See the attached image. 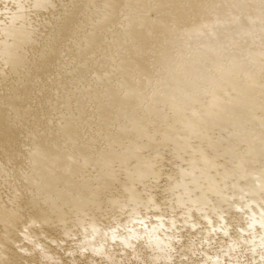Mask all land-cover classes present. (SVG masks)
<instances>
[{
	"label": "bare ground",
	"instance_id": "bare-ground-1",
	"mask_svg": "<svg viewBox=\"0 0 264 264\" xmlns=\"http://www.w3.org/2000/svg\"><path fill=\"white\" fill-rule=\"evenodd\" d=\"M78 1L0 0V144L21 142L14 152L7 150L8 153L5 151L6 155L0 158V264H17L23 260L21 255L27 248L23 252L25 246L20 245L23 238L29 237L31 225L43 222L46 225L54 218L66 223L67 217L71 219L68 216L70 212L87 214L88 208L92 210L94 206L103 204L102 200L99 201L101 194L109 190L111 204H121V207L128 201L135 204L130 208V219L111 223L102 230L93 217L83 227L85 235L79 241V248L100 255L107 262H115L123 253L130 251L135 255L146 252L151 263L173 261L179 246L176 240L181 236L176 233L179 229L175 224L176 216L169 217V222H166L162 215L154 214L159 217L158 221L146 224L144 220L149 215L143 214L137 206L142 202L147 211L150 207L162 205L155 201L156 195L152 192L148 200L143 201L142 192L147 190L145 185L150 178L160 179L157 158L165 145L170 147L174 156L186 161L185 165H180L173 179L172 174H168V179H172L170 184H164L175 195L169 194L173 197L169 198L171 208L185 207L181 212L184 228L192 229L195 224L203 222L200 220L203 217L205 221L211 220L212 212L221 219L226 217L223 213L232 214L236 220L238 217V223H233V232L228 222L223 225L210 223L212 229L216 226L221 231L220 236L216 237L218 234L214 232L210 237L219 243L220 250H214L213 254L203 250L207 258L212 259L211 264H222L225 254L231 257V264H264V0H87L83 7ZM80 13L84 16L79 17ZM113 25L117 27L111 34L112 41L106 42L98 31L113 30ZM79 29L80 37L71 42L76 46L77 54L73 52L76 56L69 57H74L69 62L67 58L59 60L60 51ZM122 34L126 36L124 39ZM104 47H108L113 55L121 56L118 62L112 61L115 57L112 58L110 53L105 62L101 56V64L104 63L95 79L85 81L84 88L76 90L72 86V89L73 80L83 78L92 65L91 60ZM171 57L173 61L166 63V59ZM78 58V63H82L81 59L88 61L82 67H76ZM153 61L160 72L172 70L174 75L168 79L167 89L151 94L148 76ZM56 67H62L70 75L58 74ZM118 74L124 75L125 79L115 93V99H111L115 105L108 106V102L102 103L101 93L114 87ZM139 79L141 84L136 83ZM51 84L59 85L56 89L62 88L60 91L72 98L89 96L90 102L96 105L90 109L99 105L95 112L99 113L100 119L97 125L101 130L106 127L105 136L101 135V130L98 131L99 136L95 129L98 136L95 133L93 139L89 136L91 141L84 137L86 132L79 134L81 124L84 121L88 123L87 120L92 122L91 112L95 111L81 109L83 103L82 106L76 105L84 98L81 101L76 99L77 102L73 98L71 100L76 104L70 105V97L66 99V95L63 98L60 92L57 96L55 92L53 96H49L50 93L41 96L35 92L36 85L45 92L43 88ZM91 86L100 92L90 96L85 89ZM156 97H160L162 104L156 101ZM37 102L44 103L45 110L46 106L49 109L56 107H52L54 111L65 110L64 113L60 111L63 115L57 112L62 116L59 115L61 121L58 120L57 125L54 122L55 129L49 126L52 119L50 122L47 120L50 124L45 122L50 115L46 118L42 108L45 119L41 115L39 118L35 109ZM127 104H131V112L127 110L125 119L114 123V114L124 112ZM76 106L79 109L74 108V111ZM169 108L171 111L162 113L167 117L162 118L155 130H150L147 123L139 124L150 120L152 113L160 114ZM19 113L26 115L23 117L25 121L27 114L34 115L33 119L35 115L38 119L42 117L45 126L39 120H35V124L29 119L31 116L28 119L31 124L44 128L48 124L47 129L50 130L30 133L28 125L17 122L19 118L15 115L22 116ZM97 125L95 123V128ZM88 127L86 129L90 130ZM127 129L130 133L127 134L129 142L123 144L125 147L116 149L110 142L102 147L99 141L95 145L97 138L105 141L113 137L117 143L122 142ZM21 134L29 135V147L26 146L28 152L24 158L16 161L18 171L6 164L23 151L21 148L25 147L26 141L25 144L22 142L25 137L21 138ZM81 136L86 140H81ZM139 138H143L144 147H141L143 142H139ZM149 146L153 154L146 156L143 149ZM13 161L11 168H15ZM115 161H119L117 167L125 175L121 180L116 176L119 170L113 168ZM88 166L96 167L95 173L85 174ZM112 170L115 174L111 173ZM78 172L84 173L80 174L81 177L85 176L76 177ZM136 182L137 185L141 182L144 188L138 189ZM4 189H8L7 192ZM24 189L26 193H22ZM98 208L95 209L98 211ZM194 210L198 215L204 210L200 214L203 217L195 216ZM77 218L76 222L85 220L82 216ZM81 221L77 223L80 226L84 222ZM211 225L207 228V236L213 231ZM65 232L69 234L68 229ZM32 233L34 235L35 231ZM45 255L43 257L50 258L51 263L60 261L49 253ZM147 263L144 260L143 264Z\"/></svg>",
	"mask_w": 264,
	"mask_h": 264
},
{
	"label": "rangeland",
	"instance_id": "rangeland-1",
	"mask_svg": "<svg viewBox=\"0 0 264 264\" xmlns=\"http://www.w3.org/2000/svg\"><path fill=\"white\" fill-rule=\"evenodd\" d=\"M86 1L87 0H79L78 2H79V4L81 5V7H83V6H86ZM155 11V9H153V11L152 12H154ZM84 16V14H82V13H80V15H79V17H83ZM122 20H125L124 19V17L122 18ZM117 25V24H116ZM114 26L113 25V30L111 29V30H105V29H102V31L100 30V31H98V33H99V35L102 37H104L105 38V40H106V42L108 41H110V37H111V34H112V32L116 29V27L118 26L119 27V25H117V26ZM89 27V24L88 25H86V27H85V29H87ZM81 29H79L78 30V34H73L72 35V40L71 39H68L69 41H67L68 43L66 44V46L64 45V47L62 48V49H64V50H61L60 51V54H61V56L60 55H58V57H59V60H64L65 58H67V62H69V61H72V59H74V57L76 56V55H74V54H77V50H76V46L74 45H72L71 44V42L72 41H74L75 39L74 38H79L80 36V33H81V31H80ZM103 30H104V32H103ZM111 31V32H110ZM114 33V32H113ZM209 33V32H208ZM210 34V33H209ZM126 36L124 35V34H122V38L124 39ZM190 37L188 36V39H189ZM74 39V40H73ZM112 41V40H111ZM110 41V42H111ZM69 42H70V44H69ZM88 46V45H87ZM90 48L91 47H89L88 49H89V51H90ZM105 48V49H104ZM103 49H101L99 52H98V54L91 60V62H92V65L86 70V72H85V75L83 74V78H80V79H78L77 78V80L78 81H76V79L75 80H73V82H72V85H71V88H72V86H74L73 88H77L76 90H78V87L80 88V87H82V88H84L85 87V85H83L84 83L86 84L87 82H85V81H88L89 82V80H94L95 79V75L97 74V72L102 68V64L105 62V58H107V55H110V54H112L111 56H112V58L113 57H115V58H113L112 59V61L113 62H115V63H117L118 62V60H119V58L121 57L119 54H114L113 55V53L111 52V51H108V47H104ZM88 49H87V51H88ZM68 51V52H67ZM76 53H75V52ZM86 51V52H87ZM73 52H74V54H73ZM85 52V53H86ZM88 53V52H87ZM86 53V54H87ZM101 53V54H100ZM110 53V54H109ZM67 54V55H66ZM70 54H71V56H70ZM65 55V56H64ZM178 55V54H177ZM72 56H74L71 60L69 59V57H72ZM101 56H103V58L101 57ZM264 56V55H263ZM100 57L102 58V60H104V62L101 64V59H100ZM64 58V59H63ZM83 58H85V57H83ZM118 58V59H117ZM174 58V57H173ZM80 60V58H78L77 60H76V62H75V66L77 67V65H79V66H83V65H85L86 64V61H88V60H83V59H81V62L82 63H78L77 61H79ZM66 61V60H65ZM173 61V59H172V57L170 58V59H166V63L167 62H172ZM78 63V64H77ZM153 64H150V68H149V76H148V78L150 79L149 81L151 82L150 84H151V87H149L150 88V93L151 92H158V93H161L163 90H165V88L167 87V81H168V79L170 78V77H172L173 75H174V72H172V70L171 71H169V70H162V72H160L159 70H158V68H157V66H155V62L153 61L152 62ZM154 65V66H153ZM156 67V68H155ZM60 69H58L57 67L55 68L56 69V72L59 74V73H63L64 74V76L66 77V76H69L70 75V72L69 71H66V70H63L62 69V67H59ZM155 68V69H154ZM58 69V70H57ZM97 69V70H96ZM157 69V70H156ZM63 70V71H62ZM55 71V70H54ZM61 71V72H60ZM56 72H54V73H56ZM172 72V73H171ZM181 72H183V70L181 71ZM56 73V74H57ZM63 74H62V76H63ZM146 75H147V73H146ZM85 76V77H84ZM119 76H120V78H119ZM141 76V75H140ZM139 75H137V77H139V78H141ZM143 76V75H142ZM87 77V78H86ZM144 77H147V76H144ZM143 77V80L145 81L146 80V82L148 81L147 80V78H144ZM85 79H87V80H85ZM118 79H119V81H118ZM124 79H125V77H124V75H122V74H118V75H116V78L114 79V87L112 88V89H110V90H108L107 92H105L104 91V93H101V97H102V103H103V101H104V103L106 102H108L107 104H108V106L111 104V105H115V101H112V100H114L115 99V93L121 88V86L123 85V83L122 82H124ZM137 79V78H136ZM84 80V81H83ZM75 81V82H74ZM137 81V80H136ZM142 82V81H141ZM75 83H77V87H76V84ZM136 83H138V84H141L140 83V79L136 82ZM155 83V84H154ZM81 84V86H79ZM39 87V88H38ZM54 87H55V89H54ZM60 86L58 85H46V87H44L43 89V91H45V92H41L42 91V87H40V86H35V88H36V90H35V92L36 93H38L39 92V94L42 96L43 95V93H44V96H47L46 94L48 93H50L49 94V96L51 95V96H53L54 95V92H55V95L57 96V92H60L61 94H62V96H63V98L67 95L66 93H62L63 91H60L62 88H60V90L58 91L56 88H59ZM50 89V90H48V89ZM72 88V89H73ZM95 89V91H93V90H90V89ZM91 88L89 89V87H87V89H89V90H87V89H85L87 92L89 91L90 92V96H92L91 94H95L96 92H100L97 88H95V86L93 87V86H91ZM81 89V88H80ZM167 89V88H166ZM41 90V91H40ZM75 90V89H74ZM162 90V91H161ZM94 93H93V92ZM86 92V95L88 94ZM59 94V93H58ZM60 94V95H61ZM65 94V95H64ZM151 94H153V93H151ZM59 96V95H58ZM85 96V95H84ZM104 96V97H103ZM70 97V98H69ZM78 96H76V98L75 97H73L72 98V96H68L67 95V97H65L66 99L67 98H69L70 100L71 99H73V100H80L81 101V99H83L84 97L83 96H81L79 99L77 98ZM89 96H86L85 98L88 100V102H89V104H88V102H87V100L85 99H83V102L81 101V103H75V102H73V100H71L70 101V105H71V103L72 104H76L77 106H78V104H79V106L83 103L84 105L82 106L83 108H81V109H84V110H87V109H89L90 110V112L93 110V109H95V111H93V112H91V116H90V118L91 119H93V121L92 122H90L89 123V120H87L88 121V123L86 122L85 123V121L81 124V126L79 127L80 128V130H79V134H82L83 133V131L84 132H86V133H83V134H85V136L84 135H82V136H84V137H86L87 139L89 138V136H91L92 137V139H93V137H94V135L95 136H98V134H99V136H100V132H98L99 130H101V127H100V125H97V120H98V118H99V116H97V115H99V113H95V112H97L96 111V108H100L99 107V105H97L98 107H96V108H91L90 109V107H94V106H96V105H94V104H92L91 102H90V99L88 98ZM58 98V97H57ZM61 98V97H60ZM59 98V99H60ZM110 100V101H108V99ZM114 98V99H113ZM58 99V100H59ZM68 99V100H69ZM112 99V100H111ZM159 99H160V97H156V101L159 103V104H162L161 102H159ZM57 100V101H58ZM62 100V99H61ZM77 100H76V102H77ZM85 101V102H84ZM112 101V102H111ZM57 103V102H56ZM86 103V104H85ZM101 103V104H102ZM38 102L36 103V105H37V108L35 107V109L37 110V115H39V118H40V115L42 116L43 115V113H44V115H45V113H46V115H45V117L48 115L49 117H48V119H45V117L44 116H42L45 120H43V121H45V122H47L48 123V121L50 122V120L52 119V121H51V124L50 123H48V124H50L49 126L51 127V129H52V126H53V129H55V127H56V125H57V121L58 120H60L61 118H59V115L60 114H62V113H60V111H63V109L61 108L60 109V111H57V109L54 111L53 109H52V107L53 106H51V109H49L50 107L49 106H46V110L44 109V107H43V105H44V103H40L39 104V106H38ZM43 104V105H42ZM89 106H88V105ZM106 104V105H107ZM35 105V106H36ZM54 105V104H53ZM91 105V106H90ZM105 105V106H106ZM110 105V106H111ZM45 106V105H44ZM73 106H75V105H73ZM77 106L76 107H73V109L74 108H76V110H78L79 109V107L77 108ZM103 106V105H102ZM101 106V107H102ZM49 107V108H48ZM127 109L124 111V112H121V113H119V114H114V123H117V122H119V119H121V120H124L125 119V117H126V114L128 113V111L129 112H131V108L130 107H132L131 106V104H127ZM43 110H45V111H43ZM48 108V109H47ZM53 108H56V107H53ZM57 108H59V107H57ZM87 108V109H86ZM35 109H34V111H35ZM43 111V113L41 112V110ZM103 109V108H102ZM171 109L172 108H169V109H164L160 114L159 113H155L154 115H153V113H152V120L150 119V120H148V121H143V122H139V124L140 125H144L145 123H147L148 125H149V129L150 130H153L154 128H156V126H159L160 124H161V122H162V118H163V120H164V118L165 117H167V115L166 114H162V113H167L168 111L170 112L171 111ZM39 110H40V113H39ZM51 110V111H50ZM75 109H74V111H76ZM89 110H87V111H89ZM128 110V111H127ZM168 110V111H167ZM47 111H49V112H47ZM65 111V110H64ZM64 111H63V113H64ZM165 111V112H164ZM36 112V111H35ZM57 112H59L60 114H58ZM98 112H100V110H98ZM42 113V114H41ZM51 113V114H50ZM19 114H21V113H19ZM56 114H58V116L56 115ZM22 115V114H21ZM25 114H23L22 116H18V114L17 115H15V116H17L19 119H18V121H17V119H15L16 117H14L13 116V118H14V120H16L17 122H22L23 124H26V125H28V130L30 131V133H39V132H41V133H43L44 131L43 130H45V129H47V126H48V124H46L47 126L44 128V126H45V123L44 122H42V117H41V119H38V117H37V115H35L36 117H37V119H33V117H34V115L33 116H31L30 114H27V121H25L26 120V118H23V117H26V115L24 116ZM63 115V114H62ZM62 115H60V116H62ZM93 115H96V117L95 116H93ZM164 115H166V116H164ZM28 116H31V118H29ZM51 116L53 117V118H51ZM162 116H164V117H162ZM58 117V118H57ZM93 117V118H92ZM94 117H95V119H94ZM31 120V121H33L34 120V122H35V120H36V122L39 120L44 126H39V125H34L33 123L31 124V121L29 120V119ZM47 118V117H46ZM55 118V119H54ZM154 119V120H153ZM19 120H21V121H19ZM48 120V121H47ZM100 120V119H99ZM98 120V121H99ZM116 120V121H115ZM61 121V120H60ZM91 121V120H90ZM28 122V123H27ZM35 122V124H37ZM56 123V125H55V123ZM30 123V124H29ZM39 123V122H38ZM84 123H85V125L88 127L89 126V124H90V127H88V129L90 128V130H87L86 128V126L84 125ZM95 123H96V125H97V128H95ZM19 124V123H18ZM92 125H94V127L92 126ZM55 126V127H54ZM84 128H83V127ZM30 127V128H29ZM40 127H42V129L40 128ZM83 129H82V128ZM35 128V129H34ZM49 128V127H48ZM98 128H100V129H98ZM106 128V127H105ZM105 128L104 127H102V129H104V130H101V135H103L104 134V136H105V133H104V131L106 132V130H105ZM40 129H41V131H40ZM85 129V130H84ZM93 129H95V131L96 132H98V134L93 130ZM96 129H98V130H96ZM133 129V130H132ZM132 129H130L132 132L131 133H133V131H134V128H132ZM33 130H35V131H33ZM47 130H50V129H47ZM92 130H93V132H92ZM130 130H128L127 129V132H126V134L124 133V135L122 136V138H121V141L122 142H118L117 143V141L116 140H114L113 139V137H111L112 138V141L113 142H111V138L110 137H108V138H106L105 139V141H104V139H102V141H100L101 139H96L97 141V144H96V142H95V145H98L99 143L102 145V147L103 146H107L108 145V143L112 146V147H115L116 149H120V148H123V147H125L124 145L125 144H127L128 142H129V138H128V135H129V133H130ZM155 130V129H154ZM90 131V132H89ZM45 132H47L46 130H45ZM82 132V133H81ZM90 134H89V133ZM32 133V134H33ZM95 133V134H94ZM128 134V135H127ZM23 135V136H22ZM25 135L26 134H21L20 135V137L21 138H23L24 139V137H25ZM29 136V135H28ZM28 136L27 137H25V139H27L28 138ZM82 136H81V140H86V138H83L82 139ZM127 136V137H126ZM90 137V138H91ZM21 138L19 139V140H21ZM89 138V139H90ZM22 140V142L24 143V141H26V144L28 143V140H29V138L27 139V140ZM88 139V140H89ZM92 139H90L89 141H91ZM140 139V140H139ZM138 140H139V142H143V138H139ZM87 140V141H88ZM128 140V141H127ZM98 141H99V143H98ZM125 143H124V142ZM9 142V141H8ZM18 142H19V144L21 143L20 141H17V142H9V143H11V144H8L7 143V141L5 142V145H7V146H5L4 144H2V146H4V147H1V144H0V158H2L3 157V155L5 154L6 155V153H8V152H12V150H13V152L16 150V148L18 147ZM147 142V141H146ZM7 143V144H6ZM105 143V144H104ZM116 143V145L114 146V144ZM16 146L15 148H14V145ZM25 144V143H24ZM25 144V147L26 146H28L29 147V145L27 144L26 145ZM124 144V145H123ZM142 144V143H141ZM146 144V143H145ZM8 145H10V146H8ZM12 145V146H11ZM101 145H99V146H101ZM110 145H109V147H110ZM143 145V146H142ZM141 145V147H144L145 145H144V142H143V144ZM147 145V144H146ZM24 146V145H23ZM25 147H22L21 149L23 150V151H20V153H19V156H17L18 157V159H16L17 157H15V158H13V159H11V161L9 160V162H7V166H8V168H10V169H12V170H14V169H16V161H21L23 158H24V156H25V152H28V151H26L28 148L26 147V149H25ZM119 147V148H118ZM150 147V146H149ZM149 147H148V149L147 148H144L143 149V152H144V154L147 156V154L149 155V154H153V152H152V148L150 147V149H149ZM10 150H9V149ZM24 148V149H23ZM3 149V150H2ZM7 150H8V152H7ZM169 150V151H168ZM2 151H3V154H2ZM5 151H6V153H5ZM170 153V154H169ZM162 154V155H161ZM161 158L158 156V162H159V164H158V162H157V164H158V167H159V170H161L160 171V173H161V175L158 177V178H160V179H152V178H150V180H148L147 181V183H146V185H145V188H146V186H147V190H143V192H142V197H143V201H145L146 199L148 200V196L151 194V192L153 193V195L155 196V201L156 202H159L160 204H162L163 205V203H164V205L162 206V205H159L157 208H158V210H157V208H153V207H150V209L148 208L147 209V211L145 210V207L143 208V203L141 202V206H140V203L138 202V204L139 205H137V206H139V208L142 210V213L144 214H148L149 215V217L148 216H146V219L144 220V222L146 223V224H149V223H151V222H153V221H158V218L155 216V215H162V219L164 220V221H166V222H169V217L171 218L172 216H174V218H175V216H176V218H177V220L175 219V224H176V227L177 228H179L178 229V231L176 230V233H177V235H179L180 236V234H181V238L179 237L178 239L180 240H176V243H177V245H179L178 246V251H175L174 252V258H173V261H158V262H156V263H154V262H150L151 261V259H149L148 257H147V253L146 252H141V253H138V254H133V252H127V253H123L122 254V257L119 259V260H117V261H115V262H111V261H109V262H107L103 257H101L100 255H97V254H94L93 255V253H91V251H87V250H82V249H80L79 247L81 246V245H79L80 243H79V241H81L82 240V236L83 235H85L83 232V227H85L86 225H88V223L90 222V220H92L93 219V217H94V221L96 222V223H99L100 224V228H102V230L104 229V227H108L107 225H110L111 223H115V222H117V221H126L127 220V218L128 219H130L129 217L131 216V214H129L130 213V208H133V206L132 205H134L135 206V204H133V202H131L130 201V203H129V201L127 202V203H122V207H121V204H117V203H115V204H111L110 203V201H109V199H108V196L110 195V193H111V191H110V193H109V191L106 193H104V195H103V193L101 194V197H100V200L99 201H101L102 200V202L101 203H103L102 205L100 204V202H99V204L100 205H97V207L96 206H94L96 209L98 208V207H101V209L100 208H98L99 210L97 211L94 207L92 208V210H90L91 208H88L89 209V211H92L93 213H91V212H89L88 211V209L86 210V211H88V213L87 214H89V216L87 215V214H85V212H84V215H83V213L82 212H79V213H77V214H75L76 212H70L69 213V215L68 216H70V220H69V217H67L66 218V220H67V222L66 223H61L62 221L60 220H58L57 218H54V219H52L53 221H50V222H48L46 225H45V223L46 222H43V223H38V224H33V225H31V228H30V231L28 230V232L30 233V235H29V237H31V238H29V237H25V238H23V240L21 241L19 238H17V239H19L20 241H21V245L20 246H25V248H24V250H23V252L26 250V248H27V250L24 252V253H22V255H21V257H22V259L23 260H20V263H17V264H143L144 263V260H146L148 263L147 264H211V258L209 259V258H207V256H206V254L203 252V250L205 251H208L209 250V253L210 254H213L215 251L214 250H220V249H218L219 248V243H217L213 238H210L211 236H213L214 235V232H216L218 235L216 236V237H218V236H220V230L216 227V226H214L213 227V229H212V225L210 224V223H212V224H215V225H217L218 223H219V225H223V223H225V222H228L229 223V225H231L229 228L231 229V232H233V229H234V226H235V224H237L238 222V217H237V220H236V218H234V217H232L231 215L232 214H226V213H223L224 215H226V217H223L222 219H224V220H222L221 219V216H220V218H218L219 216H216V215H218L216 212H212L210 209L208 210L209 212H210V214H211V212H212V219L211 220H209V221H205V219L203 220V216L202 215H200L201 213H204L205 211L204 210H202V211H200L199 213V215L197 214L198 213V211L196 212V210H194V212H196L195 214V216H198L199 218L202 216L203 218H201L200 220H202L203 222H201V223H197L198 225H194V227H192V229L190 228H184L183 226H182V224H183V216H182V209H184L185 207H184V205H180L179 207H177V209L176 208H171V203H170V200L171 199H173V197L175 196L174 194H173V192L171 191L172 189L171 188H169V187H166L167 185H169L170 183V180H172L173 178H174V176L173 175H175L176 176V174L178 173L177 171L178 170H180V165H185L186 163V161L184 162V160H183V162H182V158H180V157H177V156H174L173 155V153H172V151L170 150V147L168 146V145H165L164 146V149H162V151H161ZM4 155V156H5ZM172 157H171V156ZM164 156V157H163ZM19 157H20V160H19ZM162 157H163V159H162ZM176 157L178 158V159H176ZM174 158V159H173ZM180 158V159H179ZM161 159V160H160ZM12 160H14L13 162H14V164L15 165H13L15 168H11V164H12ZM160 160V161H159ZM176 160V161H175ZM175 161V162H174ZM180 162H182V164L180 163ZM18 163V162H17ZM20 163V162H19ZM116 163H119V161H115V164H114V169L116 170V171H118L117 173H116V176H117V179L118 180H121L122 179V177H124L125 175H123L122 174V170H121V172H120V169H119V167H117L118 165L116 164ZM162 165H161V164ZM176 163V164H175ZM178 163V164H177ZM18 165H20V164H18ZM17 165V166H18ZM173 165H175L174 167H172ZM178 166V167H177ZM181 166V167H182ZM19 167V166H18ZM18 167H17V169L16 170H18L19 171V169H18ZM118 169H117V168ZM171 167V168H170ZM91 168H93V169H91ZM173 168V169H172ZM87 170L88 169H90V170H92V172H90V170H85L84 172H86L85 174H87V175H89V174H91V173H95V169H96V167L94 168V166H91V167H87L86 168ZM172 169V170H171ZM175 169H177V170H175ZM15 170V174L17 175V172L18 171H16ZM175 170V171H174ZM172 171V172H171ZM87 172H89V173H87ZM165 172H166V174H165ZM174 172H176L175 174H174ZM111 173H114L115 174V171L114 170H112V172ZM121 173V174H120ZM172 174V179H168V174ZM83 175L84 173H82V172H78V174H76V177H77V175H78V177H80V178H83L84 176H82L81 177V175ZM111 175H113V174H111ZM164 175V176H163ZM115 176V175H114ZM13 177H15V176H13ZM170 177V176H169ZM165 178V179H164ZM171 178V177H170ZM79 179V178H78ZM166 180V181H165ZM96 181V180H95ZM149 182H151V183H149ZM163 182V183H162ZM168 182V183H167ZM127 183H129V182H127ZM139 184L137 185V182H136V184H135V186L138 188V189H143L144 188V186H143V184L141 185L140 183L141 182H138ZM166 183H167V185H166ZM166 186H165V185ZM148 186H150L149 188H148ZM135 187V188H136ZM7 188V187H6ZM164 188H165V190H164ZM167 188V189H166ZM168 188H169V190H168ZM149 189V190H148ZM5 191L6 190H8V189H4ZM22 190V189H21ZM112 191H114V188H112ZM147 193H146V192ZM149 191V192H148ZM166 191H168V192H166ZM7 192V191H6ZM23 192H27V190L26 189H24L23 191H22V193ZM170 192H171V195L173 196H171V195H169L170 194ZM109 193V194H108ZM143 193H145V194H143ZM150 193V194H149ZM24 195V194H23ZM146 195H147V198H146ZM107 196V197H106ZM164 198H166V200H164ZM168 198V199H167ZM169 198H171V199H169ZM145 199V200H144ZM167 200H168V202H167ZM106 201H108V202H106ZM152 201L153 200H151V202H149V203H152ZM166 201V202H165ZM107 205H106V204ZM170 203V204H169ZM112 205H113V207H112ZM170 206V208H169V206ZM115 206V207H114ZM124 206V207H123ZM131 206V207H130ZM152 206V205H151ZM104 207L106 208V209H104ZM128 207V208H127ZM181 207V208H180ZM179 208V209H178ZM122 209V210H121ZM124 209V210H123ZM154 209V210H153ZM160 209V210H159ZM31 210H33V211H35V209H31ZM115 210V211H114ZM156 210V211H155ZM96 211V212H95ZM132 211H133V209H132ZM165 211V212H164ZM105 212V213H104ZM77 215L76 217H75V215ZM80 213H81V216H82V219H85V220H83V221H81V223L83 222V224L80 226V224H77V223H80V221H77L76 222V220H79V218H77V217H80V219H81V216H80ZM133 213V212H132ZM127 214V215H126ZM146 214V215H147ZM155 214V215H154ZM214 214V215H213ZM228 215V216H227ZM87 216H88V218H87ZM97 216V217H96ZM165 216V217H164ZM90 217H92V218H90ZM119 217V218H118ZM232 217V218H231ZM243 217V216H242ZM76 218V219H75ZM155 218V219H154ZM157 218V219H156ZM228 219H230L231 220V222H230V220H228ZM65 220V221H66ZM115 220V221H114ZM227 220V221H226ZM232 220H235V221H232ZM242 220H244L243 218H242ZM65 221H63V222H65ZM86 221V222H85ZM205 221V222H204ZM210 221H212V222H210ZM217 221V222H216ZM222 222V224L220 223V222ZM240 221V220H239ZM208 222H209V224L211 225V230H213V231H211L210 232V234L211 233H213V235L211 234H209L208 236L206 235V232H207V228L208 227H210V225L208 224ZM235 222V224H233ZM74 223V224H73ZM126 223V222H125ZM134 223H136V221L134 222ZM40 224V225H39ZM205 224V225H204ZM35 225V226H34ZM38 225V226H37ZM209 225V226H208ZM41 226V227H40ZM62 226V227H61ZM82 227V228H81ZM205 227V228H204ZM218 229V231H217V229ZM68 229V232H69V234H66V232H65V230H67ZM188 230V231H187ZM26 231V230H25ZM35 231V233H34V235H33V233L32 232H34ZM170 231V230H169ZM171 231H172V229H171ZM170 231V232H171ZM27 232V231H26ZM28 232L26 233V235L28 234ZM64 232H65V234H64ZM72 232V233H71ZM31 233H32V235H31ZM83 233V234H82ZM64 234V235H63ZM88 235H90V234H88ZM28 236V235H27ZM70 236V237H69ZM196 236V237H195ZM29 238V239H28ZM37 238V239H36ZM206 240H205V239ZM209 238V239H208ZM32 239V240H31ZM208 239V240H207ZM19 240H18V242H19ZM28 240V241H27ZM40 240V242H38ZM192 240H193V242H192ZM31 241V242H30ZM18 242H16V244L18 243ZM192 242V243H191ZM216 242V243H215ZM221 242V241H220ZM46 243V244H45ZM187 243V244H186ZM40 244H42L41 246L42 247H44V248H42L41 246H39ZM184 244H185V246H184ZM196 244V245H195ZM48 246L47 248H49L48 250L46 249V246ZM182 246H184V248L182 247ZM196 246H198V247H196ZM40 247V248H39ZM180 247H182V248H180ZM188 247V248H187ZM190 247V248H189ZM22 248V249H23ZM30 248V249H29ZM32 248V249H31ZM179 248H180V250H179ZM195 248H198V249H195ZM215 248H217V249H215ZM46 249V251H44ZM190 249V250H189ZM184 250H185V253H184ZM48 251V252H47ZM148 251V250H147ZM28 252V253H27ZM183 252V253H182ZM188 252V253H187ZM201 252V253H200ZM40 253V254H39ZM47 253H49L50 255H52V256H54V258L56 259H58V260H60L58 263H56V262H52L51 263V259L50 258H47V257H43L44 256V254H46L47 255ZM42 254V255H41ZM45 255V256H46ZM50 255H48V256H50ZM41 256V257H40ZM180 256V257H179ZM223 256H225V261L223 260V262H222V264H231L230 263V260H231V257H229V255H227V254H225V255H223ZM20 257V258H21ZM134 257H136V258H134ZM144 258V260H143V258ZM179 257V258H178ZM41 258V259H40ZM46 258H47V260H46ZM30 261H29V260ZM195 259V260H194ZM227 259V260H226ZM28 260V261H27ZM49 260H51V261H49ZM150 260V261H149ZM25 261V262H24ZM35 261V262H34ZM205 261H206V263H205ZM229 261V262H228ZM39 262V263H38ZM190 262V263H189ZM203 262V263H202ZM15 264V263H14Z\"/></svg>",
	"mask_w": 264,
	"mask_h": 264
}]
</instances>
